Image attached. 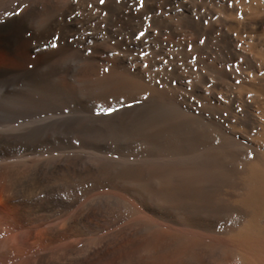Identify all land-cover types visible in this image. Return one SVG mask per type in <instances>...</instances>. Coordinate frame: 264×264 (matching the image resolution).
I'll list each match as a JSON object with an SVG mask.
<instances>
[{
    "label": "rangeland",
    "instance_id": "obj_1",
    "mask_svg": "<svg viewBox=\"0 0 264 264\" xmlns=\"http://www.w3.org/2000/svg\"><path fill=\"white\" fill-rule=\"evenodd\" d=\"M144 1H142L143 5ZM153 1L154 0H150L151 3L148 2V11H150V9L152 10L150 12L147 11V14L145 13L146 15H143V18L145 17L146 19H144L145 22L150 25L148 26L150 31L149 37L143 46L138 49L139 52L137 51L142 66L144 68L146 67L147 73L156 81L155 84H157L150 94L137 96L133 99L102 97L98 93H95L97 91L92 88L91 78L88 75L86 76L80 69L84 59L72 54H66L61 60L59 59L60 66L57 67L55 73V79H57V97L55 99V104L57 106L55 107H58L55 109V114L58 116L55 132V142L57 141V145L55 143L56 148L54 147L53 152L56 157H61L65 160L68 156H76L80 153L86 157L90 164L95 165L104 163L105 167L101 170L102 173L99 176V180L101 181L99 182L101 183L99 186H101V188L97 186L94 187L96 189L92 188L87 191V193L85 192L82 194L77 199V203L75 202L76 204L73 205V209H70L69 213H67L68 216L71 213H76L78 208L81 210L84 206L83 204L89 202V205L90 201L94 199L93 202L91 201L92 204H90V206L86 203V206H88V214H84V217H86L84 219L87 221L90 219V221L95 220V222L101 226V229L93 230L90 228L87 230L86 234L89 236L86 238L87 240L85 239L86 242L79 238V236L77 237V235L64 238L63 240H65V242L62 241V239L58 240L54 243L56 248H54V246L53 250L59 253L67 250L77 252L79 249L83 250L85 244L89 241H93L98 235L109 233L119 236L116 237L117 242L115 246L104 253L101 259L102 261L100 262L101 264H264V245L252 244L251 242L249 244L248 242L250 240L255 242L264 241V202H261V204L257 200H254L253 197L250 198V196H252L251 192L254 190V184L251 178L252 175L255 173L261 175L262 173L264 178V0H183L184 5L179 8H176L174 5L167 6L166 8L160 7L162 0H155L156 2L154 1V3ZM155 15H157L156 17L160 22L157 21L158 19ZM174 22L176 23V29ZM37 23H39L38 19L33 18L32 24L35 25L34 27H36ZM194 28L198 30L196 31ZM2 49L3 48L0 47V51L2 54L4 53L8 59L3 56L4 59L0 52V66L15 65L14 67L18 66V68H20L19 66L22 65L21 68L24 69L29 66L31 67L35 61L40 58L38 53H28L27 51L24 54L22 52L20 54L18 51L19 55L13 54L10 58V55L6 54L5 50ZM24 57L26 58L24 59ZM29 58L31 61H29ZM6 59L9 62H7ZM18 63L19 65H17ZM26 64L29 65L27 66ZM65 64L68 66H64ZM61 66L62 68H60ZM63 66L66 70L68 69V73ZM222 70L227 71L229 75L227 74V76ZM60 73L63 74L61 77ZM71 73L73 74L71 75ZM65 77L67 78L65 79ZM62 79L66 80L68 83L62 81ZM61 81L67 84L64 85ZM75 86H77V89H74L76 88ZM88 86L91 91L88 89ZM80 87L85 93H83V90H80ZM64 89H68L69 91L73 90L76 94L82 91L78 95L88 96L85 98V96L81 97L76 95L78 99L77 97L66 98L62 96ZM90 94L93 96H90ZM88 97L92 99H88ZM78 100L81 102L79 103ZM139 106L140 109H138ZM141 106L145 108L143 109ZM110 108L116 110L111 113L102 111ZM147 111H151V116L148 115L149 113H147ZM152 114H154V118ZM123 115L125 116L122 117ZM145 115L150 117L147 118ZM122 118L127 119L126 121H122L123 124L121 120L125 119ZM129 118L131 119L130 121ZM101 120L103 122L100 123ZM138 120L143 122L149 121L147 122L148 124L145 122L144 124L143 122L141 123V121L138 122ZM60 121H62L63 124L59 123ZM83 122V126L87 127V130L90 131L88 133L85 128L86 136L90 135L93 136V138L88 136L90 138L88 139L86 137L85 144L80 147L79 136L74 130L75 128H71V126L74 123V125H77ZM70 123L71 125H69ZM130 123L131 125H129ZM100 125L104 127H100ZM132 125H134L135 129L132 128ZM152 125L157 131L155 130L154 132ZM63 126L68 129V132L71 129V133H68ZM125 126L127 128H125ZM138 127H141V130ZM100 128H104V130ZM142 128L144 129L142 130ZM149 128L152 129V131ZM106 130H110L113 133L108 132L105 134L104 131ZM127 130L131 131V133ZM209 130L210 132H208ZM57 131H63V133H57ZM119 131H121L120 133L123 135L120 134ZM142 131L146 134L141 133L140 135L139 132ZM100 132H102L104 136ZM147 132H149L148 135ZM95 133H98L100 136L97 135L99 143ZM114 134L116 137L120 135L121 139L120 136L117 138L113 136L112 138ZM135 134H139V136L137 137ZM149 134L152 135L149 136ZM168 134H170V136ZM143 135H145V137L148 136L149 139L152 137V141H148ZM119 139L121 141L126 139L125 144H121L122 146H126L121 148L120 145L117 144L121 143ZM136 139L142 141L145 139L148 143H146L145 140L143 141L144 143L139 141L136 143ZM166 139H169V141ZM115 140L117 143H114ZM76 141L78 142L76 143ZM92 141L95 142L93 143ZM132 142L135 143L133 144ZM224 142L227 146L224 145ZM97 143L98 145L94 147ZM104 143H106L108 148ZM111 143L113 145H111ZM127 143L129 146H127ZM102 145H104V147ZM110 145L111 149H109ZM112 146L114 147L112 148ZM153 146L158 150L156 151L155 149L156 152L154 151L156 156L152 154ZM100 148L102 150H100ZM229 148H232L231 150L233 153ZM218 149H220L221 153L216 155L215 153L218 152ZM93 152L96 153L94 154ZM210 152L213 153V155H211ZM230 152L232 154H230ZM205 153H207V158L211 155L208 161L207 158H205L206 160L204 159V157H206L204 156ZM93 157H96V159H93ZM98 157L101 158L98 160ZM102 158L104 159L102 160ZM157 158L160 159L157 161ZM218 159H221L217 162V167H219V169H217L215 166L216 164H214ZM162 160L166 161V164ZM96 161L97 163H95ZM176 161L177 163H175ZM204 161H207V164ZM221 161H224V163ZM157 162L158 167H156ZM161 162L163 163L161 164ZM137 163L140 164L138 165L142 167L141 170L143 172V174L139 173L138 176L131 174L133 177L136 176L137 181H132L131 178L133 177L130 174H121V167L124 168L128 166L127 168H129L132 164L136 166ZM204 163L208 168L203 165ZM221 163L222 165L219 166ZM226 163L227 165L224 166ZM107 164L109 166L112 164L111 167L113 168H109ZM169 164H172L174 167L171 165L169 166ZM177 165H179L178 168H176ZM180 165L184 167L181 168L182 166L180 167ZM202 165L206 167L207 171L205 168L204 170L202 169L201 175V170L199 169H201ZM209 166L211 168L213 167V170L209 168ZM140 167L137 166L139 169ZM144 167L148 169L150 173V175L145 174V177L144 171L146 172L147 170L143 169ZM220 167L223 168V170L226 168L224 172H222L223 170ZM151 168L157 174L151 170ZM107 169H110V172L114 171L117 175L111 172L112 176L115 175L112 177ZM191 170H195V172L200 171L198 174H200L199 176L201 177L198 176L197 172L193 173L194 171ZM71 172L72 174L74 173L72 170ZM178 172H183V174H179L181 177L185 174L184 176H186L187 180L191 177L194 179L195 174H197V179L202 178L203 180L201 179L202 181H200L202 183L204 181V190L202 189L203 191H201L203 194L207 193L205 194L206 196L202 195V193L200 195V189L202 188V183L200 181L198 182L197 180L198 183H201V186L200 184L197 185L198 183L195 185L194 182H196V178L194 181L193 179L188 180L190 181L189 183L193 181V183L188 184V181L183 178L184 176L182 178L179 177ZM210 172H213V174H210ZM204 174H206L208 178H206ZM221 175L225 176L221 177ZM116 176L120 181H117L118 178L116 179ZM139 177H141L140 180ZM172 177L173 180L171 179ZM102 178L105 179V181ZM125 178L131 180L129 182L130 186L133 185V187H135L134 190L131 189L132 194L129 188L130 186ZM168 178L169 180L171 179L173 183L175 180L176 184L179 182L178 179L180 178V183L183 184L178 183L177 185L180 184L181 187L187 183L188 185H186L189 189L186 186L185 188H187L189 195H187L186 189L183 188L184 186L182 188L179 187L181 188V191H179L178 186H176V189L173 187L175 183L173 184L171 180L170 183L173 185L169 183V180L166 182ZM205 178L209 179L210 184L214 182V185H207L208 180H204ZM149 179L153 181H149ZM182 179L185 180V183ZM221 179H223V182H221ZM106 180L108 181L106 182ZM102 181L104 182L102 183ZM109 181H114V184ZM148 181L150 184H143H147ZM118 182H121V184ZM124 182L127 184L125 183L124 185ZM135 182L139 184L137 185L136 183L135 185ZM69 183L70 185H76L78 181L74 179L73 181H69ZM141 183L142 185H140ZM158 183L161 185L158 186ZM103 184L106 186L104 185V187H102ZM110 184L113 187L109 186ZM118 185L120 189L119 187L116 189ZM193 185H195V187ZM60 186H63V184H60ZM140 186H144L143 189ZM167 186H172L173 188H168ZM197 186L200 189H196ZM124 187H127V189ZM145 187H147V189ZM190 187L192 188L191 190ZM207 188L211 190L210 193L212 195L213 190L219 188V191L216 190L218 194H215V192L213 198L212 196L210 198ZM140 189L142 190L140 191ZM151 189H153V191H151ZM156 189L160 191H158V195ZM174 189L176 193L178 191L183 193V197H179L182 196V194L179 192L176 194L173 191ZM192 190L194 191V195ZM128 191L130 192L127 193ZM62 192L63 197H66L64 195L70 193L65 189H63ZM138 193L140 195L136 196ZM130 194L132 196H130ZM101 195H103V197ZM161 195L163 197H161ZM195 195L200 197L197 198ZM109 196H112L114 199ZM153 196L155 200H153ZM176 197L180 200L176 199ZM200 199L203 201L200 202ZM212 199H214L216 203ZM172 200L174 201V206H172ZM178 200L185 205L183 204V206H181L182 203L180 204ZM145 201L147 203L149 202L151 205L154 204L155 206H153L155 209H164L167 213L164 215L157 213V211L148 208L145 205ZM158 201H160V204ZM197 201L198 203L200 202V205ZM108 202L111 204H108ZM117 202L121 203V205L118 204L121 208L117 206ZM154 202L157 203L155 204ZM176 202L178 204H176ZM165 203L167 205H165ZM190 203H192V206ZM254 204L260 205L258 207ZM261 205L262 209L260 210ZM175 206H177V208ZM184 206L188 208H184ZM190 207L191 209H189ZM74 208L76 209L74 210ZM175 208L178 210H174ZM79 209L78 211H80ZM150 210H152L153 213ZM91 211L92 213L93 211L100 212L101 216L96 218V216H94L95 213H93V215L89 213ZM192 211L194 214L191 213ZM213 213L215 214L212 215ZM86 215H88L90 219ZM202 215H204V217ZM66 216L67 215H65V217ZM111 216H113L112 218L116 217L117 220L114 223H107L109 218L112 219ZM215 216L217 217L215 218ZM93 217L95 219L92 220ZM162 217H165V219ZM199 220L202 221V224H199L200 222L198 223ZM205 221L211 222V224L204 225L203 222ZM92 234L93 239L90 240ZM71 240L74 241L71 242ZM191 240L194 241V244L192 243L187 246L185 242ZM61 241L63 245L60 244ZM69 242L70 245L67 244ZM66 244L69 246L67 247ZM72 244L78 248L74 247V245L72 246ZM190 257L194 260H192V258L190 259Z\"/></svg>",
    "mask_w": 264,
    "mask_h": 264
},
{
    "label": "bare ground",
    "instance_id": "obj_2",
    "mask_svg": "<svg viewBox=\"0 0 264 264\" xmlns=\"http://www.w3.org/2000/svg\"><path fill=\"white\" fill-rule=\"evenodd\" d=\"M142 1H144V0H142ZM142 1L141 0H104V2L101 3V0H66V1H62V0H0V47L3 48L2 50H5V53L10 55V58H11V55H13V54L19 55L18 54L19 52H20V54H21V52L24 54L26 51L28 53L29 52L38 53V55L40 56L39 60H36L35 63L31 67L29 66L28 68L26 67V68L22 69L21 68L22 65L19 66L20 68H18V66L14 67L15 65H13V66H11V65L10 66H0V264H101L100 262L102 261L101 259L104 255V253L108 249H110L111 247L115 246V244L117 242L116 237L119 235L115 236V235L107 233L104 235H98L96 238L94 237L95 239L93 241L87 242L85 244V247H83V250H81V249H79L80 251L78 250L79 252L78 251L74 252L72 250L68 251L67 248H66L67 251H64V252L62 251V253L55 252L53 250L54 246H55L54 248H56V245H54V243L58 240L62 239V241L65 242V240H63V239L66 237L72 236V235H77V237L79 236V238H81L82 240H85L89 236V235L87 236V234H86L87 230H89L90 228H92L93 230H100L101 229L100 228L101 226L98 225L95 222V220L90 221L91 219L89 218L88 215H86V216L90 220L88 219L89 221H87L84 219V218H86V217H84V214L85 213L88 214V211H87L88 206H90V204H92L94 199L91 200L92 202L89 200L90 201L89 205H88L89 202L88 203L86 202L88 206H86V203L83 204L84 206L83 207L81 206L82 207L81 210L78 208L80 211H78V209H77L76 213H73V214L71 213L69 216L67 213H69L70 209L71 210L73 209L72 208L73 205L77 203L76 202L77 199L82 194H84L85 192L87 193V191H89L90 189L97 187V186H99V184H101V183H99V182H101L99 180V178H100L99 176L102 173L101 170L105 167L104 163L100 164L99 161H98L99 164H95V165L90 164L87 161L86 157H84L80 153H79V155H76V156H68L66 158V160L64 158L55 156L53 150L55 147V143L57 142V141L55 142V132H56L57 121H58V116L55 114V109L58 108V107L57 108L55 107V106H57L55 104L56 103L55 99L57 97V92H56L57 79H55V73H56L57 67L60 66L59 61L66 54H72V55H76V56L81 57V59H84V62L82 63V66L80 69L82 72H84L86 74V76L88 75L91 78L92 88H94L97 91L95 93H98L102 97H113V98H122V99H124V98L131 99L132 98L133 99L137 96H142L144 94H150V92H152L154 86L155 85L157 86V84H155L156 81L153 78H151L149 76V74L147 73V71L145 69L146 67L144 68L142 66L141 59L138 56V52H139L138 49L141 48V46H143V44L146 42L147 38L149 37V32H150L149 28H148V26H150V25L145 22V20H146L145 17L143 18V15L149 9V3L148 2H150V0H148V1L145 0L144 5H143ZM154 1H153V3H154ZM160 5H161L160 7H165V8L167 6L169 7L170 5H174L176 8H179V7H182L184 5V2H183V0H162ZM160 7H159V9H160ZM151 10L152 9H150V11ZM150 11H148V12H150ZM156 16L157 15H155V17ZM33 18H37L39 21V23H37L36 27H34L35 26V25H33L34 23L32 24ZM203 19H204V17H203ZM187 20H188V18H187ZM155 21H156V19H155ZM157 21L160 22L159 19ZM162 21H163V18H162ZM164 21H166V20H164ZM174 24H175V29H176V23L174 22ZM162 25H164V24H162ZM198 25H199V22H198ZM203 28H205V27H203ZM195 30H193V31H195ZM141 33H143V35H141ZM53 44H55V47L52 46ZM1 54H2V52H1ZM3 56L5 58H7L4 53L2 54V57ZM26 57H24V59ZM32 57H30V58H32ZM30 58H29V61H31ZM12 59H13V57H12ZM10 61H12V60H10ZM15 61H18V60H15ZM65 61H66V59H65ZM7 62H9V61L7 60ZM12 63H14V62H12ZM64 63H66V62H64ZM24 64H25V61H24ZM17 65H19V63ZM26 65L28 66L29 64H26ZM64 66H68V65L65 64ZM64 66H63V68L65 69ZM60 68H62V66ZM78 71H79V69H78ZM222 71H224V73H226V75L227 74L229 75V73L227 71H225V70H222ZM67 73H68V71H67ZM72 74L73 73H71V75ZM78 74H79V72H78ZM62 75L63 74H61L60 77ZM67 77H65V79ZM63 79H62V81L67 82L66 80H63ZM63 83L64 82H62V84ZM67 83H64V85H66ZM87 83H88V81H87ZM75 87L76 88H74V89H77V86H75ZM88 89H90L89 86H88ZM80 90H83V89L80 87ZM90 91H91V89H90ZM80 93H78V94H80ZM83 93H85L84 90H83ZM78 94H76L73 90L69 91L68 89H64L62 96L66 97V98H74V97H77L76 95H78ZM78 96H81V95H78ZM84 96L82 95L81 97H84ZM87 96H85V98ZM90 96H93V95L90 94ZM89 98H91V97H88V99ZM77 99H78V97H77ZM78 102L80 103L81 101L78 100ZM70 104H71V102H70ZM146 105H147V103H146ZM146 105H144V106H146ZM147 108H148V106H147ZM138 109H140V106ZM146 109H145V111H146ZM126 110H129V109H126ZM126 110H125V112H126ZM120 112H122V111H120ZM150 112L151 111H147V113H149L148 115L151 116ZM118 113H119V111H118ZM126 114H127V112H126ZM125 115H123L122 117H124ZM153 115L154 114H152V116ZM145 116L147 118L150 117L147 115H145ZM135 117H134V119H135ZM153 118H154V116H153ZM62 119H63V117H62ZM68 119H69V117H68ZM118 119H119V117H118ZM122 119H125V118H122ZM149 119H151V118H149ZM126 120L127 119L121 120V123L123 124L122 121H126ZM130 120L131 119L129 118V121ZM145 120H146V118H145ZM140 121L138 120V122H140ZM148 121H144V122L147 123ZM101 122H103V121L101 120L100 123ZM142 122L143 121H141V123ZM150 122H152V121H150ZM59 123H62V121H60ZM74 124L72 126H75V127L71 126V128H75L74 130L77 132V135L79 136V140H80L79 145H80V147H82L81 145L85 144V142H86V137L88 139H90L89 137L93 138V136H90V135H88L89 137L86 136L85 128H86V130L88 128L83 126L84 122L77 124V125H74ZM69 125H71V123ZM129 125H131V123ZM134 125H132L133 126L132 128H134ZM141 125H143V124H141ZM150 125H151V123H150ZM116 126H117V124H116ZM126 126H125V128H127ZM63 127H64V129H66V131L68 130L67 128H65V126H63ZM100 127H104V126L100 125ZM152 127H153V125H152ZM132 128H131V130H132ZM64 129H63V131H64ZM100 129H97V130H100ZM143 129L144 128H142V130ZM70 130H69V132L68 131L67 132L71 133ZM101 130H104V128H102ZM110 130H108V131L106 130V131H104V133L105 134L108 132L113 133ZM129 130H127V131H129ZM150 130L152 131V129H150ZM155 130L156 129L154 128V132H155ZM63 131L62 132L57 131V133L58 132L63 133ZM95 131H96V128H95ZM87 132L89 133L90 131L87 130ZM120 132L121 131H119V133ZM129 132L131 133V131H129ZM208 132H210V130ZM100 133L104 136V134L102 132H100ZM116 133H118V132H116ZM130 133H127V134H130ZM141 133H143V131L139 132L140 135H141ZM148 133L149 132H147V135H148ZM120 134H122V133H120ZM139 134L138 135L135 134V135H137V137H138ZM143 134H146V133L144 132ZM95 135L97 137L98 133L97 134L95 133ZM151 135L149 134V136H151ZM168 135L170 136V134H168ZM113 136L116 137L115 134L112 135V138H113ZM118 136H120V135H118ZM143 137L147 138L148 141L149 140L152 141V139H151L152 137L150 139L148 138V136L145 137V135H143ZM134 138H136V137H134ZM59 139H61V138H59ZM97 139H98V137H97ZM97 139H96V141H97ZM120 139H121V136H120ZM162 139H163V137H162ZM110 140H112V139H110ZM166 140L169 141V139H166ZM101 141H102V138H101ZM103 141H106V140H103ZM122 141H121V143H117V141L115 140L114 143L116 142L118 145H120L121 148H123L126 145L122 146L121 144L122 143L125 144L126 139L122 140ZM133 141H135V140H133ZM137 141L144 143L142 140L136 139V143H138ZM146 141L147 140H145V142ZM159 141H162V140H159ZM77 142L78 141H76V143ZM225 142H224V145L227 146L226 145L227 142L226 143ZM98 143H99V139H98ZM98 143L96 145H94V147L97 146ZM132 143L134 144L135 142H132ZM146 143H148V142H146ZM153 143H155V142H153ZM159 143H161V142H159ZM109 144H110V142H109ZM149 144H151V143H149ZM156 144H157V142H156ZM56 145H57V143H56ZM100 145H101V143H100ZM104 145L106 146V143H104ZM104 145H102V146L104 147ZM111 145H113V144L111 143ZM111 145H110L109 149H111ZM114 146H112V148ZM127 146H129L128 143H127ZM228 146H230V145H228ZM232 146H233V144H232ZM232 146H230V147H232ZM157 148H159V147H157ZM220 148H222V147H220ZM153 149H152V151H153L152 154L155 155L156 154L155 152L158 150L156 149V147L154 148V146H153ZM155 149H156V151H155ZM225 149H226V147H225ZM229 149L231 150L232 148H229ZM75 150H77V149H75ZM92 150H94V149H92ZM100 150H102V149L100 148ZM228 150H226V151H228ZM82 152H84V151H82ZM231 152H232V150H231ZM231 152H230V154L233 153V152L232 153ZM218 153H221L220 149H218V152H216L215 154L217 155ZM205 154H204V156H206V157H204V159L207 158V153H205ZM209 154H208V156H209ZM211 155H213V153H211ZM211 155L208 158H210ZM100 156H101V154H100ZM197 157H199V156H197ZM219 157H220V155H219ZM94 158L96 159V157H93V159ZM99 158H101V157H98V160H99ZM152 158H154V157H152ZM208 158H207V161H208ZM103 159L104 158H102V160ZM158 159H160V158H157L156 160L158 161ZM197 159H200V158H197ZM215 159H217V158H215ZM220 160L218 159V160H216V163L214 162V164H216L215 165L216 167L218 166L217 162ZM174 161H175V159H174ZM201 161H203V160H201ZM207 161L206 162L204 161V162L207 164ZM90 162H92V161H90ZM154 162H156V161H154ZM163 162L165 163L166 161H163ZM163 162H161V164ZM95 163H97V161ZM172 163H173V161H172ZM175 163H177V161ZM205 163L203 165L207 166ZM222 163H224V161ZM222 163L219 166H221ZM138 164L139 163H137L136 166H134L132 164V166H130L129 168H127L128 166H126L124 168L120 166L121 167L120 170L122 172L121 174H123V173L124 174H130V175L132 174V175H137V176L139 175V173L143 174V172L141 170L142 167H140L139 166L140 164L139 165ZM148 165H150V164H148ZM170 165L172 167H174L172 164H169V166ZM203 165L201 166V169L198 168L199 170H201V173H200V171L199 172L196 171L197 174L200 173L202 175V169L203 170H204V168L206 169V167H203ZM210 165H211V163H210ZM226 165H227V163L224 166H226ZM111 166H112V164L109 166V168H113ZM118 166H119V164H118ZM137 166L140 167V169L137 168ZM181 166L182 165H180V167ZM156 167H158V162L156 163ZM178 167H179V165H177L176 168H178ZM183 167L184 166H182L181 168H183ZM207 168H208V166H207ZM209 168H211V167L209 166ZM143 169H146V168L144 167ZM211 169H210V171H211ZM217 169H219V167H217ZM221 169L223 170V168H221ZM71 170L74 172L73 174H72ZM109 170H108V173L110 172ZM146 170H147L146 172L144 171V177H145V174L150 175L149 170L148 169H146ZM151 170H153V169L151 168ZM224 170L222 172H224ZM227 170H228V167H227ZM191 171H194L193 173H196L195 170H191ZM206 171H207V169H206ZM111 172H110V174H111ZM228 172H230V171H228ZM255 172H257V171H255ZM113 173L116 174L114 171L112 172V174ZM155 173L153 174L154 176H155ZM179 173L183 174V172H178V174ZM203 173H204V171H203ZM112 174H111V176H112ZM142 174H140V175H142ZM197 174H195V177H194V179L196 178L195 179L196 182H194L195 185H196V183H198L202 179V178L197 179V177H196ZM200 174H198V176ZM210 174H213V172H210ZM184 175H182V177ZM204 175L206 178H208L206 176V174H204ZM114 176H112V177H114ZM222 176H225V175H221V177ZM101 177H103V176H101ZM109 177H110V175H109ZM173 177L171 178L172 180H173ZM179 177H181L180 174H179ZM199 177H201V176H199ZM115 178L117 179L118 177L116 176ZM140 178L141 177H139V180H140ZM183 178H185V180H187L186 176H184ZM206 178L204 180H206V181L208 180V183L206 182L208 185V184H210V182H209V179H206ZM251 178L253 180V184H254L253 189L254 190H252V192H251L252 196H250V198L253 197L254 200H257L259 203H261V202L263 203L264 202V178H263V175H262V173H261V175L255 173L252 175ZM74 179L76 181H78V183L76 185H70L69 181H71V180L73 181ZM174 179H178V178H174ZM179 179H178L179 182L176 180L178 183H180ZM191 179H193V178L191 177L188 180H191ZM194 179H193V181H194ZM223 179H221V182H223L222 181ZM103 180L105 181V179H103ZM118 180H119V178L117 179V181ZM126 180H127L128 185H129V182L131 180L132 181L136 180V176L131 178V180H129V179H126ZM168 180H169V178L167 179L166 182H168ZM170 180H169V183H170ZM172 180H171V182H172ZM185 180H183L184 183H185ZM197 180H198V182H197ZM104 181H102V183ZM107 181L108 180H106V182ZM149 181H153V180L149 179ZM149 181L147 182V184L143 183V182L142 183L144 185H148ZM193 181L191 183H193ZM109 182L114 184V181L113 182L109 181ZM189 182L190 181H188V184H191ZM118 183H116V184H118ZM125 183L126 182H124V185H125ZM136 183L137 182H135L134 184L136 185ZM142 183L140 185H142ZM172 183H170V184H172ZM174 183H175V180H174ZM201 183H198L197 185L200 184V186H201ZM203 183H204V181H203ZM203 183H202L201 189L198 188V186L196 187V189L198 188L201 191L203 189V185H204ZM213 183L214 182H211V184H213ZM60 184H63V186H60ZM119 184H121V182ZM130 184H132V183H130ZM138 184L139 183H137V185ZM170 184H169V186H170ZM175 184L173 185V187H175V189H176V186H178V188H179V187H181L180 184H183V183H180L179 185H177V184L175 185ZM186 184L182 185V187L183 186H184L183 188H185V186L187 187L188 184L187 185ZM104 185L105 184H103L102 187H104ZM160 185L161 184H159L158 186H160ZM195 185H193V186L195 187ZM215 185H216V183H215ZM109 186H111V184ZM212 186H210V187H212ZM99 187L101 188V186H99ZM111 187H113V186H111ZM118 187H119V185L117 186L116 189H118ZM136 187H138V186H136ZM143 187H141V188L143 189ZM171 187H168V188H171ZM124 188L127 189V187H124ZM129 188H130V190L135 189V187H133V185L130 186ZM145 188L147 189V187H145ZM181 188H179V191H181ZM187 188H185V189L188 193ZM63 189L70 192V193H67L68 195L63 194L66 197L62 196V193H63L62 190ZM94 189H96V188H94ZM119 189H120V187H119ZM142 189H140V191ZM175 189L173 190L174 192L176 191ZM191 189L192 188L190 187V190ZM156 190H157V195H158L159 190L158 189H156ZM207 190H208V188H207ZM216 190L219 191V188H217ZM216 190L215 189L213 190V192H212L213 195L210 193L211 190L210 189L208 190L209 191L208 194H209L210 198H211V196L213 198ZM151 191H153V189H151ZM151 191H150V193H151ZM177 191H178V189H177ZM202 191L200 192V195H201ZM129 192L130 191H128L127 193H129ZM137 192H138V190H137ZM217 192L215 194H218ZM107 193H109V192H107ZM139 193L136 194V196L140 195ZM179 193H181V192H179ZM131 194H132V190H131ZM131 194H130V196H132ZM181 194H182V196H179V197H183V193H181ZM205 194H207V193H205ZM205 194L202 193V195H205ZM103 195H101V196L103 197ZM133 195H134V193H133ZM162 195H161V197H163ZM187 195H189V193ZM193 195H194V191H193ZM198 195L197 196L195 195V197L199 198L200 196H198ZM154 196H153V200H155ZM209 197H208V200H209ZM215 197H216V195H215ZM98 198H100V197H98ZM110 198H113V197L111 196ZM176 199H179V198L176 197ZM179 200H178V202H180ZM189 200H191V199H189ZM212 200H214V199H212ZM111 201H112V199H111ZM116 201H117V199H116ZM147 201H148V199H147ZM185 201H186V199H185ZM202 201L203 200H201L200 202H202ZM209 201L211 203V200H209ZM200 202L198 203V201H197V203L199 205H200ZM214 202H215V200H214ZM214 202H213V204H214ZM158 203L160 204V201H158ZM181 203L182 202H180V204ZM108 204H111V203L108 202ZM116 204H117V206H119L118 204L121 205V203H119V202H117ZM172 204H173L172 206H174V201L172 202ZM176 204H178V203L176 202ZM183 204L184 203H182L181 206H183ZM191 204L192 203H190V205ZM213 204H212V206H213ZM145 205L148 208L157 211V213H159V214L164 215L167 213V211L164 209H159V208L155 209L154 208L155 205L154 204L151 205V204H149V202L148 203L146 202ZM165 205H167V204L165 203ZM254 205L256 206L257 204H254ZM259 205H257V206L259 207ZM178 206H180V205H178ZM212 206H210V207H212ZM215 206H216V204H215ZM127 207H128V205H127ZM175 207L177 208V206H175ZM218 207H217V209H218ZM260 207H261L260 208V210H261L262 205ZM98 208H99V206H98ZM120 208H119V210L121 211ZM176 208L174 210H178ZM184 208H188V207L184 206ZM205 208H206V205H205ZM75 209L76 208H74V210ZM189 209H191V207ZM108 210H107V212H108ZM152 210H150V211H152ZM183 210H186V209H183ZM122 212H123V210H122ZM206 212H207V210H206ZM220 212H222V211H220ZM89 213H92V211ZM93 213H95L94 216H96V218L101 216L100 212H94L93 211ZM93 213H92V215H93ZM152 213H153V211H152ZM191 213H193V211ZM214 214L215 213H213L212 215H214ZM65 215H67V216L65 217ZM202 216L204 217V215H202ZM217 216H215V218ZM112 217L113 216H111V218ZM201 217H198V218L200 219ZM145 218H147V217H145ZM162 218L165 219V217H162ZM93 219H95V218L93 217L92 220ZM116 220H117L116 217H114L112 219L109 218L107 223H114ZM104 221H105V219H104ZM104 221H102V222H104ZM195 222H197V221H195ZM198 223L202 224V221L199 220ZM198 223H197V225H198ZM203 224L204 225H208V224L210 225L211 222L205 221V222H203ZM90 237H92V238H90V240L93 239V234ZM86 240H85V242H86ZM62 241L60 242L61 245H63ZM73 241L74 240H71V242H73ZM79 241H81V240H79ZM248 242H249V244L251 242L252 244L264 245V241H262V242L256 241L255 242L253 240H250ZM185 243H187V246H189L192 243L194 244V241L191 240V241H188ZM67 244L70 245V242ZM67 244H66V246L68 247L69 245H67ZM73 245L74 244H72V246ZM74 247L78 248L75 245H74ZM263 248H264V246H263ZM74 250H75V248H74ZM208 251H209V249H208ZM193 254H194V252H193ZM200 256H201V254H200ZM191 258L192 257H190V259ZM197 258H195V259H197ZM192 260H194V259L192 258Z\"/></svg>",
    "mask_w": 264,
    "mask_h": 264
},
{
    "label": "snow or ice",
    "instance_id": "obj_3",
    "mask_svg": "<svg viewBox=\"0 0 264 264\" xmlns=\"http://www.w3.org/2000/svg\"><path fill=\"white\" fill-rule=\"evenodd\" d=\"M104 2V0H101V3H103ZM141 35H143V33H141ZM53 47H55V44H53L52 45ZM116 109H106V110H102V111H107V112H109V113H111V112H113V111H115Z\"/></svg>",
    "mask_w": 264,
    "mask_h": 264
}]
</instances>
